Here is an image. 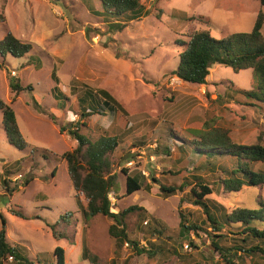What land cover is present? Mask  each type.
Segmentation results:
<instances>
[{"label":"rangeland","instance_id":"obj_1","mask_svg":"<svg viewBox=\"0 0 264 264\" xmlns=\"http://www.w3.org/2000/svg\"><path fill=\"white\" fill-rule=\"evenodd\" d=\"M140 1L144 5L140 16L129 21L124 17L111 18L124 24L121 30L114 31H109L107 22L102 20L107 15L99 0L0 2V40L11 31L20 41L31 44L30 51L22 57L0 56V100L14 110L26 143L20 148L8 141L0 112V215L5 219L7 240L17 245L34 264H54L52 253L57 246L64 250V264H92L81 257L84 235L98 264H111L113 260L115 264H225L203 232L199 236L191 232L193 246L184 242L182 247H176L178 257L170 253L153 259L146 254L137 255L127 245L117 253L108 234L112 221L104 215L91 217L83 232L84 223L61 156L76 144L66 132L58 131L59 125L70 128V124L76 125L81 119L72 109L75 95L69 92L71 85L79 90L82 85L103 88L126 111L125 115L116 116L93 114L86 126L80 128L81 133L95 139L104 133L120 134L126 123L133 125L113 154L116 176L108 194L112 211L136 205L170 227L178 225L180 209L190 219L196 216L206 219L198 206L188 200L194 184L192 174L202 176L212 187L213 192L208 196L210 209L219 206L224 209L221 212H229L234 206L254 209L260 200L264 201V185L222 193L216 183L223 177L221 167H234L235 159L217 158L213 160L214 169L191 170L197 162L189 165V155L182 158L179 152L180 144L186 146L205 130L218 126L226 127L231 138L240 144H254L259 135L264 146V105L232 93L228 86L232 82L240 89L254 88L251 69L234 72L228 66L213 64L207 77L209 82L204 85L180 79L175 83L170 81L177 77L174 70L183 51L176 41H186L198 29H207L217 40L235 32H248L257 13H264V6L259 0ZM52 70L55 78L50 76ZM12 79L24 88L31 86V90H20L16 100L10 103ZM140 136L145 137V145L130 147V141ZM252 166L264 170L260 162ZM122 168L143 171L150 189L125 195ZM19 174L21 178L17 177ZM29 177L32 181L24 186ZM151 177L183 187L164 198L159 183H154ZM5 179L10 193L4 187ZM12 208L18 209L23 217L14 215ZM64 212L73 213L71 225L65 230L68 238H55L51 225ZM138 213L139 210L129 213L125 222L140 248L145 242L137 230ZM57 229L60 231L61 227ZM211 232L225 233L226 246L241 237L240 228L235 226ZM242 257L244 260L236 257L232 261L234 264L258 262L246 254Z\"/></svg>","mask_w":264,"mask_h":264},{"label":"trees","instance_id":"obj_2","mask_svg":"<svg viewBox=\"0 0 264 264\" xmlns=\"http://www.w3.org/2000/svg\"><path fill=\"white\" fill-rule=\"evenodd\" d=\"M57 2L59 0H47ZM106 14L103 20L107 22L108 30H121L124 24L118 21H112L111 18H120L132 20L141 15L144 5L140 0H99ZM264 6V0H259ZM110 17V18H109ZM110 19V20H109ZM264 25V13L259 11L256 15L252 29L248 32H235L224 39H214L207 29H198L188 35L186 41H176L183 46V51L178 55V63L174 70L175 75L186 83L204 85L210 74V67L213 64H221L230 67L234 72L244 69H251L254 80V88L245 90L236 87L229 82V90L232 93H240L247 99L255 103L264 105V37L262 27ZM31 49V44L20 41L11 31H7L0 40V56L4 57L10 54L14 57H22ZM32 57V56H30ZM51 78H55L54 70L51 71ZM57 82L58 80L55 79ZM13 95L10 103H13L20 90H31V86L22 87L17 80L12 79L9 83ZM71 95H75V103L72 109H75V115L81 117L76 125L70 124V128L59 125V133L66 134L75 141V147L62 153L65 161L69 180L73 187V197L79 207L81 219L84 223L83 232L88 220L98 214L111 219L108 226V234L113 238L115 250L120 251L124 245L130 246L137 255L149 259L167 257L170 253H175L178 257L176 247H182L185 242L193 246V240L190 235L195 232L206 234L210 240L211 248L217 252L225 264H234L232 261L238 257L244 260L243 255L250 259L255 257L258 262H264V201L258 202V207L248 209L240 206H234L229 212L222 206L210 209L209 198L213 192L212 187L204 181L200 175L192 174L194 184L190 188L191 198L188 200L205 215L206 219L196 216L190 219L189 215L179 210V222L176 227L165 225L161 220L151 216L142 207L136 205L129 206L123 210L112 211L111 201L108 197L113 189L116 173L113 171L114 151L123 141L125 135L130 133L132 126L124 127L118 135H108L104 133L93 139L86 134L81 133L80 128L86 126L87 119L93 114L102 116H116L120 113L126 114L122 104L107 90L103 88L93 89L87 85H82L81 90L74 85L69 88ZM65 100L67 98L62 95ZM58 102V101H57ZM0 112L2 116V127L8 141L20 148H23L24 142L20 133L16 116L12 107L0 100ZM50 118L54 121L53 115ZM78 124V125H77ZM226 127L218 126L205 130L198 135L196 140L187 142L186 146L180 144L179 152L182 158L189 155V165L197 162L191 170L198 168L214 169L217 158L222 159L230 157L235 159V165L232 168L221 167L223 177H219L216 182L221 187L222 193L238 192L246 186L264 185V170L253 168L252 164L260 162L264 164V146L260 143V136L254 144H240L235 142L229 135ZM145 137L140 136L130 141L131 147H143ZM188 145V146H187ZM168 154V153H167ZM169 155V154H168ZM187 159V158H186ZM179 161V160H178ZM121 172L125 175V195H131L140 189H150V184L146 183L147 177L144 172L137 169L128 170L122 168ZM171 170H169V173ZM173 173V171H172ZM154 183H159L161 196L166 198L170 194L182 189L183 184H171L166 180H158L151 177ZM32 178H26L24 186H27ZM6 191L10 193L7 180L3 181ZM183 200V199H182ZM181 200V201H182ZM134 210H139L137 215V230L142 234L145 242L144 247L139 246V242L131 238L127 231L125 222L127 215ZM14 215L23 217L18 209H11ZM73 213L64 212L61 214L54 225H51L52 233L55 238H68L66 228L71 225ZM0 264H34L15 244L7 240L5 231V219L0 215ZM209 225L206 226L208 223ZM60 225V226H59ZM239 227L240 238H234L231 246H226V234H213L212 230L221 231L224 227ZM57 227H61L58 231ZM210 227V230L209 228ZM235 234V233H234ZM132 235V233H131ZM255 242V244H252ZM118 253V252H117ZM54 264H64V250L57 246L53 253ZM8 256L12 257L8 261ZM81 257L92 264L96 262V256L92 255L86 243L85 235L82 237ZM115 264V260L111 261ZM257 262V261H256ZM257 262V264H258ZM260 263V264H261Z\"/></svg>","mask_w":264,"mask_h":264},{"label":"built area","instance_id":"obj_3","mask_svg":"<svg viewBox=\"0 0 264 264\" xmlns=\"http://www.w3.org/2000/svg\"><path fill=\"white\" fill-rule=\"evenodd\" d=\"M2 0H0V2H1ZM178 80H179V78H177V77H172V78H170V81H171V83H175V82H178ZM18 178H21V175L19 174L18 176H17ZM8 261H11L12 260V257L11 256H8Z\"/></svg>","mask_w":264,"mask_h":264},{"label":"crops","instance_id":"obj_4","mask_svg":"<svg viewBox=\"0 0 264 264\" xmlns=\"http://www.w3.org/2000/svg\"><path fill=\"white\" fill-rule=\"evenodd\" d=\"M209 82V81H208Z\"/></svg>","mask_w":264,"mask_h":264}]
</instances>
